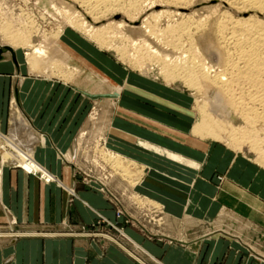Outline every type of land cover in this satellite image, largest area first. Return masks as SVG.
<instances>
[{
  "label": "crops",
  "instance_id": "0c3cea01",
  "mask_svg": "<svg viewBox=\"0 0 264 264\" xmlns=\"http://www.w3.org/2000/svg\"><path fill=\"white\" fill-rule=\"evenodd\" d=\"M77 40L71 37L65 43L80 46ZM91 50H84L83 54L108 69L120 88L119 101L114 100L121 112L111 120L109 142L118 151L148 165V169L142 167V177L135 188L161 201L164 210L174 217L209 222L227 206L257 222L255 230L262 233L264 195L260 191L264 189V177H259L261 167L217 141L192 133L191 94L178 86L151 79L134 82L120 67L107 66L104 62L108 61L101 52ZM12 52L16 59L12 54L0 58V125L3 128L10 115L8 132L0 131V135L12 132L15 140L16 128L11 130L12 104L10 111L8 108V98L13 93L22 112L17 106L18 111L36 128V133L29 131L27 139L15 142L32 149L34 160L50 171L53 181L44 182L12 163L0 165V264H148L147 257L135 254L130 247L127 250L118 240L85 231L98 213L110 220H116V215L104 195L88 190L76 180L71 166L60 158V153L70 147L84 115L80 108L76 113H72L74 109H66L69 99L59 96L60 87L51 80L27 76L20 54L16 50ZM73 105L80 106V99ZM145 142L185 159L156 151ZM226 167L228 179L218 188L210 175L214 169ZM145 172H148L146 176ZM74 183L76 195L69 200L68 191ZM223 187L226 191L221 194ZM196 188L216 197L220 203L210 219L184 211L186 200ZM95 228L102 231L105 227L99 224ZM125 231L145 253L164 264H264L263 248L258 242L247 245L239 238L214 236L206 231L192 235L181 228L170 235L171 239L162 235L165 232L152 237L139 226L129 224L125 225ZM237 233L244 234L243 229Z\"/></svg>",
  "mask_w": 264,
  "mask_h": 264
},
{
  "label": "rangeland",
  "instance_id": "374dc122",
  "mask_svg": "<svg viewBox=\"0 0 264 264\" xmlns=\"http://www.w3.org/2000/svg\"><path fill=\"white\" fill-rule=\"evenodd\" d=\"M163 8L174 10V7L172 6ZM159 9H162V7L158 4L144 9L142 11L144 13H140L141 16L139 19L131 24V22L129 23L128 20H126L127 16L122 12H115L114 14L108 13L102 19L93 21L91 19L92 17L75 0H0V46L8 45V43H10V41H8L9 39H7L4 34L6 29L12 28V31L23 29L32 32L30 41H32L33 45L42 44L47 51L46 56L48 58H43L44 60L38 62L39 65L31 68L24 53L27 51V48H23L21 45H15V50L20 54L21 60L23 61L22 67L25 74L33 78L38 77L51 80L56 84V87H60L58 91L60 92L59 96L69 99V105L66 109L69 111L74 109L72 113H76L80 108L81 113L84 115L83 121H81V125L77 129L70 147L65 153H60V158L63 163L71 166L72 174L76 180L83 183L88 190L101 192L104 195L114 207L116 215V220H110L98 213L97 218L89 225L90 227L85 229L86 232H92L94 234L102 233L105 235V239H108L109 237V239L118 240L125 245L123 246L126 249L127 247H130L135 254L140 253L147 257L148 264H164V262L159 258H154V256L148 255L138 247V245L129 238V235L125 231L126 224L134 225V227L139 226L141 229L147 231L152 237L165 232L166 234L162 235H165L167 239H171L170 235L181 228L187 229L192 235H199V233L201 234V232L206 231L214 236L239 238L247 245L249 243L252 244L258 242L262 245L263 251L261 254L262 258H264V230L262 233L255 230L256 225H259L257 222L235 213L227 206H224L214 220L209 222L189 217H174L172 214L167 213L164 210L161 201L152 196H147L139 189L135 188L137 185L135 182H137V179L140 181L142 177V167L148 169L147 163L118 151V149L111 146L109 142L108 134L110 132L111 120L117 115V112H121V110L117 109L118 104L116 105L115 102V100L119 101L120 88L117 87L114 78L115 76L111 75L109 71H107L108 69L105 67L101 68L99 64L94 63L92 58L86 57L83 54V51L87 49L101 52L108 61V63L104 62L106 65L108 64L107 66H110L109 64H111L120 67L123 71L122 73H129L130 77L135 80L134 82H136V80L143 79L144 81H148L151 79L161 83L178 86L185 93L191 94L193 108V121L190 127L191 131L193 124L198 120L200 110H208V108H210V111L205 110V112L210 113V117H212L211 120L214 118L215 121L213 120V123H218L219 121V126H221L220 131L217 135L207 132L194 134H198L197 136L207 140L211 139L213 142L217 141L231 151L236 152L239 155H244L249 161H253V163L261 167L259 177H264V165L261 164V160L264 156V154H261L264 152V121L256 119L257 121L255 120L252 122L253 126H249L247 124L248 122L246 123V121H244L240 111L237 108H234V106L232 107V105H229V108L225 107L222 112L217 111L219 109L215 110L210 100V96L212 95L211 91L196 90L183 83L182 80L177 77H174L173 79L170 78L168 81L163 75L164 73H161L162 70L160 65L164 62L159 54H151L144 51V54H139L140 56L137 55L136 48L133 47V42H139L142 38L146 39L147 42L153 46V49H157L158 52L163 55L164 53L171 57H176L177 54L179 55L177 49L166 44V42L164 43L165 40L160 41L161 38L159 39L156 37V39L153 36H145L144 32L140 30L141 27L139 26L141 20L144 19V17L146 18L149 13L156 12ZM181 9L182 10H179V12L192 13L195 16V19L202 18L207 24L208 22H213L216 16V19H218L219 14L224 13V11L234 18L255 15L257 19L264 20V12L261 13L258 10H250L241 14L237 7L230 6L219 0H190L189 5L186 8ZM73 17H76L73 21H76V19H83L84 22H86L87 27L88 25L97 27L107 23L109 20L113 23H115L114 21L122 20L125 24L124 27H116L117 30L114 28V24L112 30H110L112 33L110 32V34L108 33L107 35L109 38H106V36L105 42H101L94 36L91 37L85 34L86 32H84V30H80V28L77 27L76 22H71L70 25L69 20ZM165 22V20L162 21V27H164L163 25H165ZM62 34H64V36H60ZM71 37L73 39H78L77 41L80 42L81 47L79 44H66L65 41L70 42ZM198 38L199 46L204 57L210 64H213L214 67H216L218 60L215 58V54L212 55L214 51L210 49L215 41L209 30L207 31V29H204L203 32L200 31L198 33ZM93 50H91V52ZM7 51H10L11 53H8ZM9 54H12L13 58H15V54L9 49L2 51L0 58ZM162 54L160 55L162 56ZM156 59H158V61ZM17 60L19 61L18 57ZM17 78L19 80L20 76ZM126 85L127 82L124 85L125 88ZM119 87L121 86L119 85ZM78 99H80V106H74L73 104L76 103ZM11 104V110L14 106L15 108L18 106L20 109L18 99L13 93L10 94L8 98L9 111ZM198 105L201 106L200 109ZM18 107L17 110H19ZM217 112L220 114V117L217 116ZM22 115L27 123L24 121L22 122L24 123L23 125H18V128L16 126L14 138L18 142L27 139L29 131L36 133V128L32 122L28 121V118L25 117L24 113H22ZM22 115L20 114L21 118H23ZM9 125L10 115L7 119L6 127L3 128L0 125V131L5 133L8 132ZM233 126L241 129L244 127L245 129H242L243 132L239 131V133H236V136L232 137V139V135L229 137V135H227L229 132L227 131ZM11 130H13V126ZM241 132L247 136H244ZM245 137H247V139ZM15 140L13 142H15ZM238 141H240V143ZM18 142H15L17 143V146ZM254 144L257 146H253ZM20 145L22 144L19 143V147ZM145 145L166 155L180 158V160L184 158V156L182 157L181 155L175 154L173 151H168L157 145L146 142ZM4 148H6L5 142L0 135V157L1 153L5 150ZM102 150H107V152L103 153ZM118 158L120 159V162L124 161L128 165L126 166L124 162L125 166L120 163V165H123L124 167V169H122L123 171L120 166L114 162V160H118ZM10 163L16 167H21L25 171L24 166L17 161L10 160L9 162L0 163V165ZM226 168L227 169L225 170L214 169L210 175L211 181L218 188H220L222 183L228 179V167ZM146 173L148 172H145V176ZM35 175H37L39 179L42 177L43 181L45 180L44 176L38 174ZM195 176L196 172L191 179L193 180ZM70 187L72 190L68 191V199L72 200L76 195L77 185L74 183ZM228 187H230V185ZM252 188L256 189L255 186H252ZM225 191L226 188L223 187L221 194H224ZM260 193L264 195V189L261 190ZM187 201L189 202L187 203ZM219 206L220 203L216 197L196 188L192 191L190 198L186 200L184 211L198 216L205 215L210 219ZM11 220L14 221L13 218ZM99 224L104 225V230L100 231V229L95 228V226ZM239 229H243L244 234L237 233ZM136 257L141 260L138 256Z\"/></svg>",
  "mask_w": 264,
  "mask_h": 264
},
{
  "label": "bare ground",
  "instance_id": "6f19581e",
  "mask_svg": "<svg viewBox=\"0 0 264 264\" xmlns=\"http://www.w3.org/2000/svg\"><path fill=\"white\" fill-rule=\"evenodd\" d=\"M75 1L84 8V10L92 17L91 19L93 21L102 19L108 13L114 14L115 12H122L127 16L126 20H128L129 23L131 22V24L139 19L141 16L140 13L144 9L153 7L156 4L160 5L162 9L149 13L146 18L143 16L144 19L141 18L142 20L139 26L141 27L140 30L144 32L145 36L148 35L153 36L154 38H161L160 41L165 40L164 43L166 42V44L177 49L179 51V55H175L176 57L173 56L174 58L165 53L163 55L158 52L157 49H153V46H151L144 38L139 40L140 44L137 41L133 42V47L136 48L137 55H141L144 51L151 54H159L160 58H162V61L164 62L163 64L161 62L162 65H160V68L162 70L161 73H164L163 75L165 78L168 80L170 78L173 79L174 77H177L181 79L183 83L196 90L211 91L212 95L210 96V100L215 110L219 109L217 111L222 112L225 107L229 108V105H232V107L234 106V108H237L240 111L244 121H246V123L248 122L247 124L249 126H253L252 122L256 119L264 121V20L257 19L255 15L234 18L231 17L229 13L224 11V13H220L221 16L219 14L218 19H216V16L213 22H208L207 24L202 20V18L195 19V16L192 13L179 12V10H182L181 8H186L189 5L190 0ZM219 1L225 2L230 6L237 7L241 14L250 10H258L261 13L264 12V0ZM167 6L174 7V10L163 8ZM75 18L76 17H73L69 20L70 25L71 22H76L77 27H79L80 30H84V32H86L85 34L91 37L94 36L101 42H105V37L108 33L110 34V30H112L114 24L115 29L116 27H124L125 24L122 20L114 21L115 23L109 20L107 23L97 27L93 25H88L87 27V24L83 19H76V21H73ZM163 20L166 21L164 23L165 25H163L164 27H162L161 24ZM11 29H6L5 33L3 32L6 38L9 39L8 41H10L8 45L12 47V50H15V45H21V47L23 46V48H27V51L24 53L31 68L39 65L38 62H40V60H44L43 58H48L46 56L47 51L42 44L33 45L32 41H30L32 32H29L28 30L25 31L23 29L19 31H12ZM204 29H207V31L209 30L215 41L214 45H212L210 49L214 51L212 55L215 54V58L218 60L216 67L206 60L199 46L198 33L200 31L203 32ZM60 36H64V34ZM106 38L109 37L107 36ZM160 54H162V56ZM158 59L156 60L158 61ZM199 105L198 107L200 109L201 106ZM209 109L210 108H208V110ZM205 110L208 111L207 109ZM205 110H200L198 120L193 124L192 133L207 132L217 135L221 127L219 126V121L218 123H213L214 118L211 120L212 117H210V113L205 112ZM11 111V124L13 125V130H15L14 127L16 128L17 126L18 128V125H23L24 123H22L23 119L21 118L17 107L15 108L14 106ZM216 114H218V112ZM219 115L220 114L217 116L220 117ZM242 129L233 126L229 131H227L229 132L227 135H229V137L232 135L231 138L235 137V134L242 131ZM11 133H9V135L2 136L6 148H4V152L1 153L0 163L9 162L10 160L20 162L24 166L25 171L44 176L45 182L53 181V176L34 160L32 149L30 147L28 148V145H20L19 147V143L17 146V143L13 142L14 139H12ZM243 135L247 136L245 134ZM245 138L247 139V137ZM238 142L240 143V141ZM253 146L257 145L254 144ZM106 152L107 150L103 151V153ZM261 154H264V152ZM261 161V164L264 165V156ZM114 162L120 166L121 170L124 169L123 165L125 166L126 164L124 161L123 162L125 164L120 162V159L118 158V160L116 159ZM120 163L123 165H120ZM126 166L128 165L126 164ZM138 181L139 179H137L135 184H137Z\"/></svg>",
  "mask_w": 264,
  "mask_h": 264
},
{
  "label": "water",
  "instance_id": "95a60500",
  "mask_svg": "<svg viewBox=\"0 0 264 264\" xmlns=\"http://www.w3.org/2000/svg\"><path fill=\"white\" fill-rule=\"evenodd\" d=\"M6 49H9V50L13 51L12 48L9 45H2V46H0V56H1V52L6 50Z\"/></svg>",
  "mask_w": 264,
  "mask_h": 264
}]
</instances>
